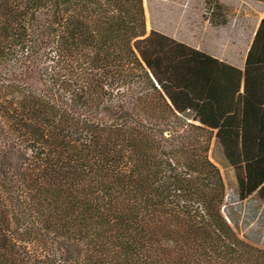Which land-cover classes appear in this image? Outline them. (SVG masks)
Instances as JSON below:
<instances>
[{
    "label": "trees",
    "instance_id": "trees-1",
    "mask_svg": "<svg viewBox=\"0 0 264 264\" xmlns=\"http://www.w3.org/2000/svg\"><path fill=\"white\" fill-rule=\"evenodd\" d=\"M213 139L264 201V19L240 70L142 0H0V264H264Z\"/></svg>",
    "mask_w": 264,
    "mask_h": 264
},
{
    "label": "rangeland",
    "instance_id": "rangeland-1",
    "mask_svg": "<svg viewBox=\"0 0 264 264\" xmlns=\"http://www.w3.org/2000/svg\"><path fill=\"white\" fill-rule=\"evenodd\" d=\"M146 35H165L226 64L243 69L255 31L264 19V0H142ZM210 160L226 184V214L238 236L264 249V201L254 197L239 201L235 171L220 147L211 141Z\"/></svg>",
    "mask_w": 264,
    "mask_h": 264
},
{
    "label": "built area",
    "instance_id": "built-area-1",
    "mask_svg": "<svg viewBox=\"0 0 264 264\" xmlns=\"http://www.w3.org/2000/svg\"><path fill=\"white\" fill-rule=\"evenodd\" d=\"M264 239V235L261 236V240Z\"/></svg>",
    "mask_w": 264,
    "mask_h": 264
},
{
    "label": "crops",
    "instance_id": "crops-1",
    "mask_svg": "<svg viewBox=\"0 0 264 264\" xmlns=\"http://www.w3.org/2000/svg\"><path fill=\"white\" fill-rule=\"evenodd\" d=\"M252 243V242H251Z\"/></svg>",
    "mask_w": 264,
    "mask_h": 264
}]
</instances>
